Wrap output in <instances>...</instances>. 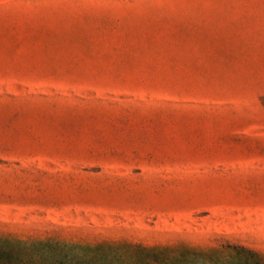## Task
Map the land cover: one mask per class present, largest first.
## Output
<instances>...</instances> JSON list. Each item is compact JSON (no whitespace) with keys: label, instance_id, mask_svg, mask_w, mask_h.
Segmentation results:
<instances>
[{"label":"rangeland","instance_id":"374dc122","mask_svg":"<svg viewBox=\"0 0 264 264\" xmlns=\"http://www.w3.org/2000/svg\"><path fill=\"white\" fill-rule=\"evenodd\" d=\"M0 264H264V0H0Z\"/></svg>","mask_w":264,"mask_h":264}]
</instances>
